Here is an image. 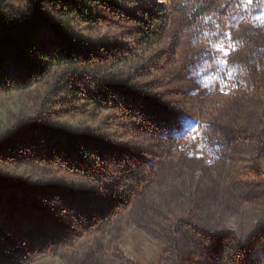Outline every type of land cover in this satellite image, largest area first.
<instances>
[{
  "label": "rangeland",
  "instance_id": "374dc122",
  "mask_svg": "<svg viewBox=\"0 0 264 264\" xmlns=\"http://www.w3.org/2000/svg\"><path fill=\"white\" fill-rule=\"evenodd\" d=\"M133 2L167 17L128 44L147 104L96 87L109 10L88 67L0 96V264H264V0Z\"/></svg>",
  "mask_w": 264,
  "mask_h": 264
},
{
  "label": "trees",
  "instance_id": "16d2710c",
  "mask_svg": "<svg viewBox=\"0 0 264 264\" xmlns=\"http://www.w3.org/2000/svg\"><path fill=\"white\" fill-rule=\"evenodd\" d=\"M130 2L133 0H0V96L48 83L59 69L88 67L90 53H101L91 37L105 20L104 11L109 10L132 17L136 29L123 43L127 55L114 60V69L97 79L96 87L103 94L118 90L127 97L124 100L135 96L138 107L147 104L151 97L148 89L135 90L130 76L120 82L125 77L123 71L143 58L134 57L128 44L135 41L142 54L161 41L167 17L158 14V8L138 2L130 7ZM102 52L108 57L112 54L110 50Z\"/></svg>",
  "mask_w": 264,
  "mask_h": 264
},
{
  "label": "snow or ice",
  "instance_id": "6c2138e0",
  "mask_svg": "<svg viewBox=\"0 0 264 264\" xmlns=\"http://www.w3.org/2000/svg\"><path fill=\"white\" fill-rule=\"evenodd\" d=\"M252 2H253V0H247V3H248L249 5H251V4H252ZM225 55H227V53H225ZM220 63H221V64H223V63H224V61H221ZM229 75H231V74L229 73Z\"/></svg>",
  "mask_w": 264,
  "mask_h": 264
}]
</instances>
